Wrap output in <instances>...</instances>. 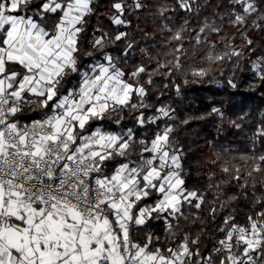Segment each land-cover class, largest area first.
I'll return each instance as SVG.
<instances>
[{
    "label": "snow or ice",
    "instance_id": "obj_1",
    "mask_svg": "<svg viewBox=\"0 0 264 264\" xmlns=\"http://www.w3.org/2000/svg\"><path fill=\"white\" fill-rule=\"evenodd\" d=\"M210 6L0 0V264H264V110L181 119L162 99L178 75L264 96V0ZM192 120L248 144L198 184L175 136Z\"/></svg>",
    "mask_w": 264,
    "mask_h": 264
},
{
    "label": "trees",
    "instance_id": "obj_2",
    "mask_svg": "<svg viewBox=\"0 0 264 264\" xmlns=\"http://www.w3.org/2000/svg\"><path fill=\"white\" fill-rule=\"evenodd\" d=\"M207 2L211 6L205 9V15L208 16L211 22L213 19L211 14L218 10L216 8L218 0H207ZM104 22L106 23L107 21ZM174 22H181L180 17H174ZM137 23H140L145 31H155L151 23L145 22V17L143 16L140 17ZM216 23L222 27L221 35L233 31L226 19L222 25H220L218 19ZM195 24L196 21L193 20L192 25ZM157 35H159L158 32ZM188 35L186 34V39ZM137 39H139V36H137ZM209 39L216 41L218 38L215 34H211ZM236 39L239 41L238 36ZM205 50L200 48L193 56L191 55L193 50L189 46L190 56L186 60V65L195 66L193 61L196 64L200 63V58L203 56ZM213 67L215 68L216 66ZM210 75H215L216 79L223 83L231 73L226 72L224 76H220L217 72L213 71ZM240 75L243 77L245 74ZM175 79L181 85V95L177 96L170 85L162 99L165 103L171 104L172 107L177 109V115L181 119L185 116H198L213 104L223 107L226 110V114L233 119H236L237 115H243L244 113H248L250 117H255L261 110H264V96L260 92H250L246 87L242 86L237 90H232L226 84L221 87L216 83H209L207 79L203 83H193L191 75L187 77L189 81L187 85L183 83L184 78L182 76L178 75ZM240 83L244 85L247 81L242 78ZM245 128H247V124ZM177 129L175 136L183 145L186 154L185 167L191 173L188 181L189 184L204 183V178L209 171H218V169L210 167V159L214 158V152L220 150L221 147L228 148L233 153L242 152L248 147L244 134H237L236 130L232 129L231 126H226L222 134H217L214 123L192 120L188 125L179 124L177 121ZM208 140H212L216 144V148L210 149L207 145Z\"/></svg>",
    "mask_w": 264,
    "mask_h": 264
}]
</instances>
